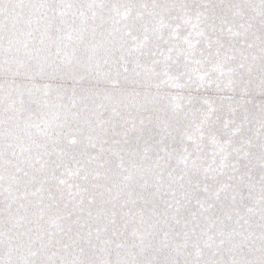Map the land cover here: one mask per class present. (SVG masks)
<instances>
[{
  "label": "snow or ice",
  "instance_id": "obj_1",
  "mask_svg": "<svg viewBox=\"0 0 264 264\" xmlns=\"http://www.w3.org/2000/svg\"><path fill=\"white\" fill-rule=\"evenodd\" d=\"M0 264H264V0H0Z\"/></svg>",
  "mask_w": 264,
  "mask_h": 264
}]
</instances>
